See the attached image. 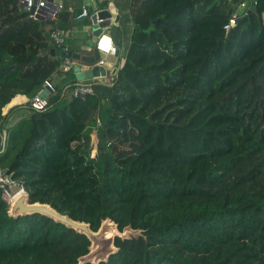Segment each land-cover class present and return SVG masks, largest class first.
<instances>
[{"label":"trees","instance_id":"1","mask_svg":"<svg viewBox=\"0 0 264 264\" xmlns=\"http://www.w3.org/2000/svg\"><path fill=\"white\" fill-rule=\"evenodd\" d=\"M73 1L57 21H37L0 0V171L31 204L93 232L109 219L142 233L116 238L118 252L101 264H264V0H143L107 102L51 53L53 29L82 13L85 0ZM243 4L247 15L226 31ZM47 81L55 91L45 111L28 103L4 115ZM79 87L94 92L75 96ZM226 126L232 141L215 147ZM156 129L164 155L141 166ZM171 132L188 138L179 155ZM4 191L0 264H78L89 254L88 237L64 224L10 217Z\"/></svg>","mask_w":264,"mask_h":264},{"label":"water","instance_id":"2","mask_svg":"<svg viewBox=\"0 0 264 264\" xmlns=\"http://www.w3.org/2000/svg\"><path fill=\"white\" fill-rule=\"evenodd\" d=\"M50 1L53 4L54 0H50ZM63 1H67V0H63ZM236 10H237V6L235 7V11ZM255 11H256L255 3H252L249 12L251 13ZM89 21H90V25L87 26V28H89V32L91 33V39L88 43L91 50L93 51L92 56L84 57L78 53H74L73 51H70L68 54H66L56 49H53L51 53L53 56L56 57H61V58L67 57L75 61H78L79 63L75 69V74L78 81L94 82L96 93L101 97V99L104 102H107L111 99L113 84L110 85V84L94 81V80H98L99 78L108 77V71L106 70L105 67L96 66V64L100 60V54L96 49V42L103 35L105 31L109 30L110 31L109 35L113 39V42L118 50L116 56H119L120 53L119 47L121 40L120 27L124 26L125 22L124 20L121 21V17L119 15L114 17L110 9H106L98 12H95L94 9H90ZM153 23H156V21H153ZM82 66H85L87 70L82 71L81 70ZM43 95L45 97H49V93L47 91H44ZM110 109L111 106L107 105L106 108H104L101 111V123L104 126L108 124ZM3 147L4 149L6 147V138L4 140ZM34 214H40L46 216L54 220L55 222L64 224L66 227L75 230L77 233L83 234L88 237V239L91 242L90 252L88 255L80 258L78 264L105 263L109 260V258L113 254H116L118 252V248L115 246L116 238H120L122 240L131 239L124 236L125 235L124 233L128 228H126L123 232H120L118 226L114 222L108 219L106 221H111L115 225L118 234L115 235L112 239L107 240L101 236L103 230V224L106 221L102 223V226L98 232H93L89 224L76 222L71 218H69L68 216L60 214L50 205H45L40 203L31 204L29 202V196L26 192H25V197L19 199L14 205V207H12L11 204L9 206V216L13 218L23 217L27 215H34ZM131 230L134 231L133 229ZM134 232L135 233L139 232L140 236L142 235L140 231H134ZM93 245H96L95 249L93 248ZM111 247H113L114 249H112Z\"/></svg>","mask_w":264,"mask_h":264},{"label":"built area","instance_id":"3","mask_svg":"<svg viewBox=\"0 0 264 264\" xmlns=\"http://www.w3.org/2000/svg\"><path fill=\"white\" fill-rule=\"evenodd\" d=\"M17 4L21 9L25 10L29 14V17L31 19L37 21H41V20L57 21L59 15L65 9L63 0H54L53 4L51 3L50 0H17ZM246 12H247V5L246 4L241 5V7L238 9L237 14H235L234 17L230 20L229 25L225 27V30L229 31L231 28L235 27L237 25L238 19L247 15ZM89 17H90V8L84 5L82 9V13L78 15L74 20L82 21L83 19ZM71 37H72V31L70 28L63 29L57 27L53 29V31L50 34V46L56 50H59L60 52H64L68 54L71 51L70 45L68 43ZM96 49L100 54V60L96 64V66H104L105 61L104 59H102V57L104 58L106 56H115L118 51L111 36L109 34H104V33L97 40ZM63 59L64 62L60 67V71L63 73H68L73 70L75 72V69L79 62L67 57ZM81 70L84 71L85 66H82ZM116 73L117 71L113 72L110 76L106 78H99L98 80H94V81L112 85L116 77ZM81 82L83 83V81ZM90 83L94 85V82H90ZM44 91H47L49 93V96L52 95L55 91L53 83L47 81L45 83L44 90L39 94H37L35 97H33L31 100H29V105L33 110L41 112V111H45L49 107L48 97H45L43 95ZM93 92L94 89L92 87H79L74 94L75 96H85L87 94H93ZM4 137H6L5 134L3 136V139ZM11 184L12 182L8 178H6L4 174L0 171V187H3L5 189L4 197L5 194H8V190Z\"/></svg>","mask_w":264,"mask_h":264},{"label":"crops","instance_id":"4","mask_svg":"<svg viewBox=\"0 0 264 264\" xmlns=\"http://www.w3.org/2000/svg\"><path fill=\"white\" fill-rule=\"evenodd\" d=\"M64 2H66V5L70 7V11H73V8L75 7L74 1L67 0ZM84 4L90 9H94L95 12L110 9L114 17L119 15L121 17V21L124 20L125 22L124 32H121L119 56L115 55L106 56L104 58L102 57V59H104L105 61L103 67L106 68V70L108 71V76H110L113 72L117 71L120 65L124 62V55L130 46L131 37L134 32V26L137 23V15L141 9L143 0H85ZM117 5L120 9H122L123 13H125L124 15H127L128 21L123 18L122 14H120V10ZM89 25L90 21L88 18L83 19L82 21H75L73 19L72 27L70 28L72 31V37L68 41V43L70 45L71 51H73L74 53H78L84 57L93 55V51L91 50L88 43L91 39V33L89 32V28H87V26ZM109 33V30L104 32V34ZM85 70H87L86 67ZM55 80H57V77L54 78V81ZM29 100L30 99L26 96L18 95L4 109V115H6L14 107L26 106L29 103Z\"/></svg>","mask_w":264,"mask_h":264},{"label":"rangeland","instance_id":"5","mask_svg":"<svg viewBox=\"0 0 264 264\" xmlns=\"http://www.w3.org/2000/svg\"><path fill=\"white\" fill-rule=\"evenodd\" d=\"M61 79L55 80L54 83L56 85H59ZM217 133L218 135H216L214 141H215V147H218L221 143H229L232 141L231 139H226L224 138L225 135H228L230 132L233 133L235 131V128H232L230 126H226V127H218L217 128ZM158 132V133H157ZM159 132L160 130L156 129L155 132L153 133V137L151 139V144L152 147V152L151 154L146 158V159H142V163L140 164L141 166H148L151 165L152 163H156V162H161V157L164 155L163 153L160 154L161 152H163V150H161L160 148H158V139H159ZM169 131H165L164 134L166 136V138L169 135ZM93 140L95 141V139L93 138ZM227 141V142H224ZM188 143V138H184L179 140V137L177 135H174L172 132L170 134V140L168 141V145L172 144V148L175 154L179 155L178 153V148L179 146H185ZM214 149V148H213ZM96 152L93 153V155H95ZM160 157V158H158ZM18 191H22V189H20V187L17 184H11L10 188L8 190V194H5V199L7 200L9 206L11 204V200L12 198H14L15 194ZM125 234V233H124ZM127 238H137L140 236L139 232L137 233H129L124 235Z\"/></svg>","mask_w":264,"mask_h":264},{"label":"bare ground","instance_id":"6","mask_svg":"<svg viewBox=\"0 0 264 264\" xmlns=\"http://www.w3.org/2000/svg\"><path fill=\"white\" fill-rule=\"evenodd\" d=\"M25 197V191H18L14 198H12L11 200V205L12 207H14V205L16 204V202ZM134 231H132L131 229H126V232H125V235L126 234H129V233H133ZM118 232L116 230V227L115 225L111 222V221H106L104 224H103V230H102V234L101 236L107 240L109 239H112L115 235H117ZM93 248L95 249L96 248V245H93ZM112 249H114L113 247H111Z\"/></svg>","mask_w":264,"mask_h":264},{"label":"clouds","instance_id":"7","mask_svg":"<svg viewBox=\"0 0 264 264\" xmlns=\"http://www.w3.org/2000/svg\"><path fill=\"white\" fill-rule=\"evenodd\" d=\"M90 18V17H89Z\"/></svg>","mask_w":264,"mask_h":264}]
</instances>
